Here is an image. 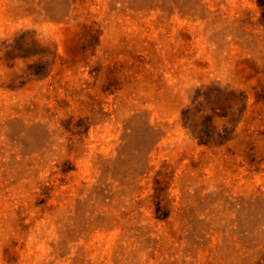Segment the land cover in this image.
<instances>
[{
    "label": "rangeland",
    "instance_id": "374dc122",
    "mask_svg": "<svg viewBox=\"0 0 264 264\" xmlns=\"http://www.w3.org/2000/svg\"><path fill=\"white\" fill-rule=\"evenodd\" d=\"M0 264H264V0H0Z\"/></svg>",
    "mask_w": 264,
    "mask_h": 264
}]
</instances>
